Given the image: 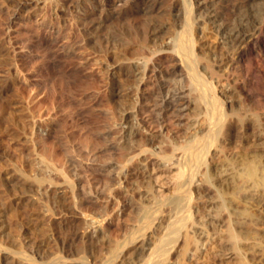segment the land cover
<instances>
[{
  "label": "bare ground",
  "instance_id": "1",
  "mask_svg": "<svg viewBox=\"0 0 264 264\" xmlns=\"http://www.w3.org/2000/svg\"><path fill=\"white\" fill-rule=\"evenodd\" d=\"M22 1L7 0V3L9 2L11 6L16 3L15 6H22ZM65 1L70 3L73 11L80 13L78 19L83 21L81 23L85 25L89 21L92 22L89 23L90 26L87 25L92 31L100 30L112 18L121 17L128 7H133L136 12L146 16V21L139 25L125 21L117 29H112L113 40L102 42L96 53L104 56L106 62L115 66V71L112 73L116 75L114 77L116 81L112 84L115 94L122 100L135 97L133 106L121 114L119 120L121 125L118 132L116 130L121 140L126 142L125 147L123 146L125 152L121 163L126 166L128 162L142 156L140 162L147 166L150 157L161 156L157 158L159 165L174 164L178 168V181L175 186L177 193L166 202L157 193L158 191L156 192L151 182H148L147 188L144 187L145 190H140V193L131 191L126 193L124 199H119L121 213H126L131 208H138V211H141V220L144 218V221L140 220L142 223L139 222L136 228L139 234L132 241H120L111 237L106 223L111 216L109 197L115 194L116 184L122 185L124 178L131 174V170L111 173L107 183L96 188L83 184L80 173H63L65 180L59 179L63 182H60L58 177L38 175L33 178V185L38 186L36 189L39 190V194L44 189L43 203L40 200L41 203L34 202L30 213L23 210L16 213L21 224L20 237L27 236L29 244L20 239L16 250L20 255L9 257L12 259L7 262L0 261V264H37L38 262L64 264L68 260L75 264H116L120 254L117 251L127 244L136 247L134 250L137 255L136 263L138 260H143V264H174L171 262L170 252L180 239L182 229L188 226L189 220L193 217V212L189 213L188 220L184 221L185 213L191 208L193 195L200 193L206 195L209 192L211 194L212 191L217 193V198L209 201L206 206L215 204L217 211L228 210L230 223L229 226L227 225V230L222 228L226 231L222 234V231H218L222 221L219 216L202 213L201 218L195 219V222H202V225L195 226L194 222L195 228L198 229H192L199 241L196 243L198 244L196 251L192 253L193 262H205L211 255L219 258L239 257L244 261L246 249H255L259 255H264V233L250 226L256 220V223L264 221V157L255 149L248 151L252 144V146L244 145L243 149L233 150L234 145L232 146L226 138L223 139L227 131L234 126L235 121L245 123V117L238 114L236 120H232V116L225 111L222 104L224 99L212 89L217 85L208 80L220 73L218 67L223 65L232 67L262 49L260 42L264 34V0H100L97 10L100 9L103 15L99 20L91 18L89 20L86 12L80 11L81 5L86 1L93 2L92 0ZM167 14L172 15L173 23L168 24L164 21ZM74 19L76 20V17ZM197 30L202 34L200 38L208 39L206 32L212 30L222 42L218 45L203 43L198 48ZM97 37L91 36V40L94 41ZM162 51L169 52L165 57L167 65L160 56H155ZM124 65L129 66L124 67ZM151 77H155L154 89L147 92L144 85ZM130 83H134L135 86ZM193 94L196 98L192 97ZM142 104H146V107ZM196 104L205 112L204 125L201 124L203 125L201 129L195 132L196 134L189 135L191 139H185L182 143L170 140L166 143L167 148L164 147L165 144L155 145V140L165 139L166 117L171 115L181 118L185 110ZM145 113L148 114L147 118L143 116ZM197 122L198 118H194L191 125L195 127ZM260 125L261 123L250 125L254 129L251 134L253 140L263 135ZM151 127L158 128L159 133H152ZM207 137H210V140L207 141L205 139ZM163 141L166 142V139ZM212 148L216 151L214 150L212 154L214 159L209 161L207 157ZM71 160L73 162V159ZM112 166L114 163L108 164V167ZM70 169L74 171L76 168L74 166ZM197 173H199L197 178L199 183L193 184ZM145 176H148L146 172ZM114 196L119 197L117 193ZM34 199L32 198V202ZM49 203L59 207L62 215L56 224L46 228L43 222V217L46 216L44 206L48 207L46 211L57 214L55 207L53 205L49 207ZM165 206L170 212L165 211ZM162 212H166L167 215L163 217L161 223L163 220H170L172 224L176 219H183L179 228L174 230V234L163 239L162 244H158L155 248L152 244L157 243L156 235L164 229H160L161 225H159L149 235L143 228L159 218L158 215ZM86 215H91L90 221L85 219ZM80 225H84L83 228H80ZM31 232L35 235L29 236ZM213 232L218 233L212 237ZM167 234L170 233L166 231L163 235ZM39 237L42 238L38 239ZM192 241L187 236L184 254L190 249ZM51 242L60 248L46 257L43 248ZM205 244L210 245L209 253L201 249ZM100 246L107 249L104 257L100 256L102 253Z\"/></svg>",
  "mask_w": 264,
  "mask_h": 264
},
{
  "label": "rangeland",
  "instance_id": "2",
  "mask_svg": "<svg viewBox=\"0 0 264 264\" xmlns=\"http://www.w3.org/2000/svg\"><path fill=\"white\" fill-rule=\"evenodd\" d=\"M92 1H86L81 5L80 11L82 13L86 12L89 20H99L103 15L100 9L97 10V4L100 0ZM65 2V0H63V3L62 0H23L21 2L22 6H15L17 3L11 6L9 2L7 3V0H0L1 262H7L12 259L9 257L20 255L16 252L20 239L24 240L23 242L26 244L28 243L27 236L20 237L21 224L16 213L22 210L30 213L31 208L34 207L32 206L34 202L40 200L43 203L42 192L44 189L39 194V190L36 189L38 186L36 184L33 185V178L38 175L58 177V180L61 178L65 180L63 173H80L83 184L96 188L97 186L105 185L110 179L111 173H124L131 170L133 173L131 172L127 178H124L123 184H116L115 186L114 193H117L119 197L114 196L115 194L109 197L111 201L109 206L111 216L106 223L111 237L120 241H132L139 234L136 229L137 226L144 221V218L141 220V211H138V208H131L132 211L129 209L130 211L121 213L119 199H124L123 196L126 193H140V190L147 188L148 182L152 183L156 192L158 191L157 193L166 202L177 193L175 186L178 181V168L174 164L159 165L157 158H161V156H153L154 160L150 157L149 162L147 160V166L140 162L142 161L141 158L143 159L142 156L135 159L136 161L128 162L126 166L121 163L126 142L122 141L120 135L117 134L121 125L119 120L122 116L121 114L133 106L135 97L122 100L115 94L112 89L113 81H116L114 78L116 75L112 74L115 71V66L110 65L108 61L106 62L103 59L104 56L97 55L98 52L96 51L100 48L99 46L102 42L113 40L111 33L120 24L126 21L127 23L139 25L146 21V16L136 12L133 7H128L121 17L112 18L100 30L96 29L94 31V29L92 31V29L87 28L91 25H89L91 21L85 23V29L84 23H81L82 20L78 19L80 18L78 16L80 13L77 14L70 7V3ZM24 5L27 6L25 7ZM165 6L167 7V5ZM75 17L76 20L74 19ZM164 21L168 24L173 23L172 15H165ZM172 30H174V26H172ZM206 34L209 39L207 37L200 38L202 34L197 30L196 35L199 37L198 48L203 43L218 45L222 42L218 36L212 33V30H207ZM91 36L98 37L93 41ZM263 38L264 34L261 37L260 43L263 47L259 50L260 53L256 52L246 57L243 61L235 63L232 67L223 65L219 68L215 65V67L220 69V73L214 75L213 79L209 78L208 80L213 82L215 86L217 85L216 88L212 87V89L224 99L222 104L225 107V111L232 116V120H236L238 114H242L245 117L244 122L246 124L235 121L234 126L227 131L223 139L226 138L232 146L234 145L233 150L243 149L244 145L250 146L252 144L253 146L251 145L252 147L248 151L255 149L264 157ZM168 53L167 51H162L155 56H160L164 60L165 65H167L165 57ZM128 66L124 65V67ZM148 81L144 85L147 92L154 89L155 77H151ZM130 84L135 86L134 83ZM192 97L196 98V95L193 94ZM142 105L146 107V104ZM196 105L185 110L181 118L171 115L167 116L164 126L166 142L163 141L165 139L160 138L161 140H155V145L165 144L164 147L167 148L168 145L166 146V143L170 140L182 143L185 139H191L189 135L196 134L204 125V109ZM143 116L147 118L148 114L145 113ZM194 118H198L195 127L191 125ZM257 122L261 123L260 131L263 135L261 138H254L253 140L251 134L254 129L250 125L255 123L257 125ZM116 125L118 126L117 128ZM114 128L116 129L114 130ZM150 129L152 133H159V129L156 127H151ZM205 139L208 141L210 137ZM214 150L212 148L211 153L207 157L209 161L214 159L212 155ZM71 159H73L74 165ZM113 163L114 166L108 167V164L112 165ZM74 166L76 169L72 171L70 168ZM127 166L129 167L127 168ZM144 171L148 176H145ZM198 174H196L193 184L199 183L197 180ZM26 178L27 180L25 181ZM62 180L59 181L63 182ZM57 185L61 186V184ZM31 188L32 190H30ZM35 189L38 194L34 191ZM31 191H34L35 194ZM209 194L210 192L206 195L205 193L193 195L191 208L185 213L184 217L186 218L184 221L188 220L187 215L189 213L193 212V217L189 220L188 226L182 229L180 239L170 252L171 262L174 264H179L180 262L182 264H264V255H259L255 249L245 250L244 256L246 259L244 261L242 260L243 258L239 259V257L219 258L210 254L211 256L205 262H193L192 253L196 251L198 245L196 243H199V241L197 239L198 236L194 234L192 229H196L197 227L195 228V226L202 225V222H195L197 218H201L203 214L219 216L222 219V223L220 222L218 231H222V234L226 232L224 230H227V225L229 226L228 223H230V217L227 216L229 215L228 210L217 211L215 204H212L214 207H210L212 205L206 206L209 201H214L217 198L216 192L212 191ZM149 197L147 196V198ZM32 198H35L33 202ZM27 199L30 200L28 201ZM48 205L50 207L53 204L49 203ZM23 207L25 208L23 209ZM54 207L57 214L46 211L48 207L47 205L44 206L46 216L43 217L45 226L44 223L42 226L49 228L51 224H56L60 220L62 212L56 205ZM164 209L166 212H170L167 206ZM137 212L138 214H136ZM166 212L160 213L158 215L159 218L143 228L149 235L159 225H161L160 229H164L156 235L158 236L156 239L157 243L152 244L155 248H157L158 244H162L163 239L172 236L174 230L178 229L182 224L183 218L176 219L172 224H170V220H163L161 223L163 217L167 215L165 214ZM85 219L90 221L91 215H86ZM256 222L257 220L250 226L256 227L255 229L258 232L264 233V221L262 223ZM83 226L80 225V228H83ZM166 231L170 234L163 235ZM38 233L40 232L38 231ZM217 233L213 232L212 237L216 236ZM32 235L35 234L29 233V236ZM40 235L42 236V234H38V236ZM187 236L193 241L190 249L184 254ZM206 246V244L203 247L201 246V249L203 252L209 253L208 246L210 245L207 248ZM59 248L55 243L51 242L49 245L46 244L44 246L43 251L45 253H43L47 257L51 252ZM100 249L102 252L100 256L104 257V252L107 249L104 246H100ZM135 249L136 247L133 244L121 247L117 251L120 254L116 264H143V260L135 262L137 257L134 252ZM153 254L157 255L156 253ZM37 264L41 263L38 262ZM64 264L75 263L68 260Z\"/></svg>",
  "mask_w": 264,
  "mask_h": 264
}]
</instances>
